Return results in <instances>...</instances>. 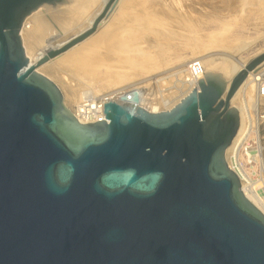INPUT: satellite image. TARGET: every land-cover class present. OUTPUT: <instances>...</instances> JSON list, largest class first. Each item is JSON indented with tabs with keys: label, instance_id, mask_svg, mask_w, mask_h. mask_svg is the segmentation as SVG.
<instances>
[{
	"label": "water",
	"instance_id": "obj_1",
	"mask_svg": "<svg viewBox=\"0 0 264 264\" xmlns=\"http://www.w3.org/2000/svg\"><path fill=\"white\" fill-rule=\"evenodd\" d=\"M56 5L0 0V264H264V216L225 159L264 53L168 111L114 101L79 122L39 70L92 31L33 64L20 34Z\"/></svg>",
	"mask_w": 264,
	"mask_h": 264
},
{
	"label": "rangeland",
	"instance_id": "obj_2",
	"mask_svg": "<svg viewBox=\"0 0 264 264\" xmlns=\"http://www.w3.org/2000/svg\"><path fill=\"white\" fill-rule=\"evenodd\" d=\"M66 1L67 5H56L50 7L51 10L56 14L76 10L78 1ZM128 3L106 0L105 8L94 16L95 21L88 22V32L92 31L88 38L73 44L63 56L62 53L50 59L40 68L39 71L60 88L64 104L71 113L86 99L98 101L108 97L148 111L152 107L157 108V112L168 111L194 90L188 74L191 63H200L203 74L219 73L231 81L253 58L264 53V0H132ZM115 14L123 17L114 29L127 32L126 50L118 48L114 53V49L108 50L102 45L96 52H87V58L82 56L84 61L76 72L57 69L64 56L74 58L76 50L86 49V42L94 43L100 31L111 26ZM71 33L57 41L68 36L72 42L76 41L79 37ZM54 42L38 47L42 58L62 48L60 43ZM224 64L229 69L217 68ZM46 67L57 69L55 77L42 72ZM259 68L256 74H262V79L254 81L256 74H250L247 80H252L251 83L245 91L240 88L231 106L239 112L238 131H241L240 142H237L239 150L233 157L248 176L243 184L264 206V97L259 95L260 86L264 84V64ZM71 92L76 93L77 98H73ZM233 151L234 148L230 156Z\"/></svg>",
	"mask_w": 264,
	"mask_h": 264
},
{
	"label": "bare ground",
	"instance_id": "obj_3",
	"mask_svg": "<svg viewBox=\"0 0 264 264\" xmlns=\"http://www.w3.org/2000/svg\"><path fill=\"white\" fill-rule=\"evenodd\" d=\"M68 1H71V0H68ZM76 1H78V4L76 6L77 8H76V10L72 11V13H69L68 12V13L56 14L54 12V10H51L50 6H42L36 12H34L33 14H31L25 20V22L23 24V27L21 28L20 34H21V38H22V42H23V47L25 49V53L29 57V60H30V63L31 64L37 62L38 60H40L42 58V53L40 52V48L38 49L39 46H41V45L45 46V44L52 43L53 41L58 42L57 44L60 43L59 45H61L62 47H64L65 45L68 46V45H70V44L73 43L71 36H68L65 39L63 38L64 40H61V41L60 40L57 41V40L60 37H62V35L69 34V32L70 33L72 32L71 34H74L75 35L74 37H80V36L84 35L85 33H88L89 27H90L88 22L95 21V17H96L95 15H98V13L101 11V9H104L105 8V4H106V0H76ZM126 2H127V5H129L128 2H132V0H126ZM133 2H134V0H133ZM114 5H116V4H114ZM112 8H114V7H112ZM112 8H111V10H112ZM77 9H78V11H77ZM92 9H93V11H92ZM116 10H117V8H116ZM112 11H113V13H115L114 10H112ZM89 13H91V14H89ZM87 15H90L89 18H87L88 17ZM124 18H125V16H124ZM122 19H123V17H122L121 14L120 15L119 14L118 15L115 14V16H112V21L110 23L111 26H109L107 28L104 27L102 29L104 31L103 32L100 31V33H99L100 36H98L96 38V40L94 41V43L91 40L88 41V42H86L85 44H87V46L84 47L86 49L85 50H81V51H84V52H81V51L76 50L75 55H74V58H72L69 55L64 56V58L66 57L64 60H63V58L62 59L60 58L61 59L60 60L61 62H59L60 65H58L59 68H57V69L61 70L62 72L63 71H66V70L67 71L72 70L73 73L76 72V70L79 69V66L78 65L81 64L84 61V58L82 56H84V57L87 58V56H86L87 52H89V51L96 52L99 49V47L102 46V45L106 49H108V50L114 49V50H112L114 53H115V50L116 49L118 50V48H120L121 50H126V48H127L126 45L127 44H125V38H126L125 35L127 34V32H125L126 33L125 34L124 32L119 31V28H117L116 30L114 29L115 27H117L118 25H120V23L123 21ZM123 27L124 28H127L125 26H123ZM101 37H103V38L105 37V39H103V38L101 39ZM87 38H88V36L84 40H86ZM100 40H102V41L105 40V41L102 42ZM54 46H56V45L54 44ZM70 47H72V45ZM112 51H110L109 53H112ZM64 53L61 56H63ZM114 53H113V55H114ZM61 56H59V57H61ZM106 60L107 59H104V61H106ZM262 64H264V62ZM104 65H106V64L104 63ZM261 65H260V67H261ZM222 66L223 65H221V66L220 65H217V68H220L221 67V68H223L222 70H224V71H226L227 69H229L228 68V65H227V69L225 68V66H226L225 64H224V67H222ZM213 68H216V66L213 67ZM57 69H54V67H46L45 69L42 70V72L44 74L50 76V77H55L54 75H56V72L55 71H57ZM259 70H260V68H257L256 72L251 73V74L252 75L253 74H256ZM259 73H261V72H259ZM68 75H70V74H68ZM253 76L251 78H253ZM261 76H262V74H256L254 76V79H252V80L258 81V80L262 79ZM247 78H249V76ZM251 81L249 82V80H247L244 83V85L242 84L241 85L242 87H240V88H242L241 91H245L247 89L248 85L251 83ZM197 84H198V82H197ZM197 84H195V86H192L194 88V90L196 89ZM240 88L237 90V92L240 90ZM71 96L73 98H77L78 95L76 96V93L71 92ZM187 96L188 95H186L185 97H187ZM108 99H110V97H108ZM183 99H181V101ZM115 101H117V100H115ZM133 101H134V99H133ZM111 102H114V100H112ZM119 102H124V101H120L119 100ZM124 103H128V102H124ZM129 104H133V103H129ZM133 105H135V104H133ZM156 109L157 108H155V107L153 108L152 107V109H151L150 112L151 113H158ZM73 115L75 116L76 119L79 120V122H85V121H82L81 119L77 118L75 112L73 113ZM240 132L241 131H238L237 130V133L234 136L231 145L227 148V150L225 152V159H226V163L228 165V168L231 171H233L237 175L238 178H239V175L237 173V170H236L235 166L233 165V160L235 159V161H236V158L233 157V155L230 156V154H231L232 149L233 148L235 149V144L237 142H240V141H238L239 140V137L241 135ZM242 132H244V131L242 130ZM235 155H236V153H235ZM259 157H260V155H259ZM260 160H263V159L260 158ZM238 163L239 162L236 161V166L239 168V164ZM239 181H240V178H239ZM244 184L240 181V185H241V189H242L243 195L264 216V206H263L262 200H260L255 195H252L253 193H250L248 187L245 186Z\"/></svg>",
	"mask_w": 264,
	"mask_h": 264
},
{
	"label": "built area",
	"instance_id": "obj_4",
	"mask_svg": "<svg viewBox=\"0 0 264 264\" xmlns=\"http://www.w3.org/2000/svg\"><path fill=\"white\" fill-rule=\"evenodd\" d=\"M204 69L202 65L198 62L191 63L188 66V74L191 80L192 85L197 84L199 80V76L203 75ZM259 95L264 97V84L260 86ZM112 99H101L98 101L88 100L86 99L83 103H81L76 109V117L85 121L86 123H99L105 120L104 106L105 104L111 102ZM78 120V119H77ZM79 121V120H78ZM239 150V144L235 146L234 152L232 155ZM233 165L235 166L237 173L239 175L240 181L242 183L246 182V178L248 177L243 168L239 165V168L236 166V161L233 160Z\"/></svg>",
	"mask_w": 264,
	"mask_h": 264
}]
</instances>
